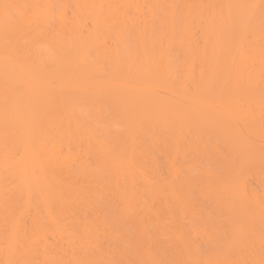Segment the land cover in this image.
Masks as SVG:
<instances>
[{"label": "bare ground", "instance_id": "obj_1", "mask_svg": "<svg viewBox=\"0 0 264 264\" xmlns=\"http://www.w3.org/2000/svg\"><path fill=\"white\" fill-rule=\"evenodd\" d=\"M0 264H264V0H0Z\"/></svg>", "mask_w": 264, "mask_h": 264}, {"label": "snow or ice", "instance_id": "obj_2", "mask_svg": "<svg viewBox=\"0 0 264 264\" xmlns=\"http://www.w3.org/2000/svg\"><path fill=\"white\" fill-rule=\"evenodd\" d=\"M10 7V6H9Z\"/></svg>", "mask_w": 264, "mask_h": 264}]
</instances>
